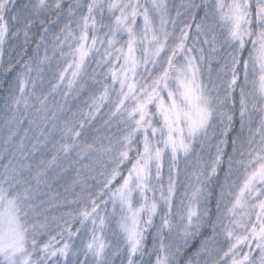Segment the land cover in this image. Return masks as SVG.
I'll list each match as a JSON object with an SVG mask.
<instances>
[{
  "label": "snow or ice",
  "instance_id": "6c2138e0",
  "mask_svg": "<svg viewBox=\"0 0 264 264\" xmlns=\"http://www.w3.org/2000/svg\"><path fill=\"white\" fill-rule=\"evenodd\" d=\"M0 119V264H264V0H0Z\"/></svg>",
  "mask_w": 264,
  "mask_h": 264
},
{
  "label": "trees",
  "instance_id": "16d2710c",
  "mask_svg": "<svg viewBox=\"0 0 264 264\" xmlns=\"http://www.w3.org/2000/svg\"><path fill=\"white\" fill-rule=\"evenodd\" d=\"M2 124H3V120L2 119H0V126H2ZM6 162V161H5ZM62 190V189H61ZM177 202H179V201H177ZM213 209H214V207H215V201L213 200Z\"/></svg>",
  "mask_w": 264,
  "mask_h": 264
},
{
  "label": "rangeland",
  "instance_id": "374dc122",
  "mask_svg": "<svg viewBox=\"0 0 264 264\" xmlns=\"http://www.w3.org/2000/svg\"><path fill=\"white\" fill-rule=\"evenodd\" d=\"M180 2V0H175V3H179ZM182 167H183V165H182Z\"/></svg>",
  "mask_w": 264,
  "mask_h": 264
}]
</instances>
